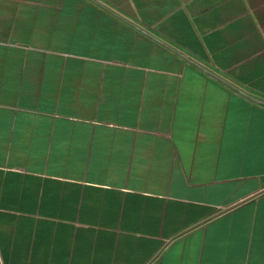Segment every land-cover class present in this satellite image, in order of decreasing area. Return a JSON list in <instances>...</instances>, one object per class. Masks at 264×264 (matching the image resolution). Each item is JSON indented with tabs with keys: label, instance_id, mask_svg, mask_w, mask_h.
I'll use <instances>...</instances> for the list:
<instances>
[{
	"label": "crops",
	"instance_id": "1",
	"mask_svg": "<svg viewBox=\"0 0 264 264\" xmlns=\"http://www.w3.org/2000/svg\"><path fill=\"white\" fill-rule=\"evenodd\" d=\"M0 264H264V0H0Z\"/></svg>",
	"mask_w": 264,
	"mask_h": 264
}]
</instances>
